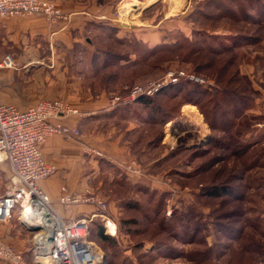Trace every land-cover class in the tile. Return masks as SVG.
Masks as SVG:
<instances>
[{
    "label": "rangeland",
    "instance_id": "rangeland-1",
    "mask_svg": "<svg viewBox=\"0 0 264 264\" xmlns=\"http://www.w3.org/2000/svg\"><path fill=\"white\" fill-rule=\"evenodd\" d=\"M47 1L60 9L56 5L57 3L55 4L57 0ZM61 1L67 6H77V0H65V3L64 0ZM67 1L72 4H67ZM130 1L132 0H80L86 7L95 4L101 12L96 13L98 22H93L92 25L89 24L81 30L79 44L69 38L65 40L54 36L49 39L46 36L34 34L37 35L36 39H29L27 43L19 44L17 48L18 52H24L26 49L32 51L34 65H41L39 69L45 67L43 73L38 69L34 71V88L41 89L43 79L46 82V90L50 92L48 99L52 100L40 103H62L71 110L78 109L79 111L78 116L68 115L61 120L52 119V123H60L69 130L67 134L53 135L52 137H63L77 142L85 157V159L82 158L84 161L81 176L76 182L79 192L63 188L68 193L80 197H91L105 203L108 210L103 212L95 205L88 203L70 207L62 205L60 210L67 216L70 214L68 211L74 207L91 206L94 209L92 214L87 215L88 217L96 215L90 223L87 239L96 245L101 257L105 256L103 264H109V262L123 264V261L140 264L139 255H143L142 253L155 247L148 240V237L154 234L149 221L154 218L153 223L165 222V225H168L165 219L170 220L176 210H180L182 213H187L191 209L195 211L196 218L200 219V223L204 225V228H200L201 233L197 239L202 242L204 240L207 246L213 245L216 240L227 243V240L222 239L217 233L216 225H214V217L217 216L216 210L221 207L219 201H208L199 197L202 186L200 183L209 186L213 180H217L216 175L213 170L198 176L194 174L197 168L209 161L211 157L226 153L223 149L211 148L209 154L200 156L202 158L193 157V151L196 149L207 150L213 140L214 132L206 122L205 116L196 105L191 103H186L180 108L174 107L179 103V99H176L168 103L165 109L164 116L172 118L171 121L164 126L152 127L149 122H146L151 110L149 112L141 105L135 104L136 100L142 96L134 101L131 96L136 87H147L151 83L158 84L167 78L169 72L183 71L188 76L203 79L209 85L203 86L191 81L188 77L180 80L196 83L207 90L217 87L216 81L195 75L191 66L177 60L163 63L159 69H155L130 85L124 83L125 79L128 81L131 70L121 72L123 76L119 81H111L107 85L105 84L107 82L105 75L107 78V75L117 71V67H110L105 71L100 70L102 64L111 63V61H118V64L125 68L129 66L128 64L136 62L146 55L149 48L176 43L181 33L185 37L193 38V33L201 29L199 25L195 24L196 8L199 5L207 4L210 0H176L178 4L175 0H138L143 3V8L125 14V6L130 4ZM61 12L63 13L62 10ZM253 13H255L254 10ZM63 15L66 20H56L55 23H69L70 15L65 13ZM223 23L221 26L223 28H219L215 33L231 35L229 21L225 20ZM240 27H245L248 31L252 29L250 32L260 29L258 33L263 36L262 42L258 45L244 48L245 57L241 67L242 73L253 81L254 88L259 91V95L256 98L255 106L249 112L252 125L247 133L237 140L236 144L241 143L243 147L239 150V155L229 157L224 164L221 161L215 170L227 167L228 170L234 169L235 173L240 172L244 175L243 180L236 183L240 192H244L246 195L244 204H240L246 214L239 221L238 226H246L245 222L250 221L249 227L246 226V232L252 233L255 231L251 224L255 226L264 224V101L261 102V92L258 89L260 87L264 90V29L252 23H242L237 28ZM27 35L30 36V33L28 32ZM70 35L76 38L77 32L71 31ZM124 58L126 60H122ZM81 88L85 94L81 92ZM84 95H86L85 99ZM77 99L84 102L83 104L86 101L88 105L89 102L101 104L97 105L96 109L80 108L79 106L78 108ZM117 99L119 100L116 101ZM156 101L162 102L167 99L164 96H159ZM132 104L134 105L131 109L113 114L117 108ZM172 105L174 106L172 107ZM189 107H195L202 116L203 124L205 123L208 129L207 132L204 131L201 124L191 118ZM89 111L102 112L88 117V119L83 118L82 123L73 121L76 117L81 119ZM76 129L80 133L78 138L75 136ZM153 132L157 134L162 132L163 134L161 142L156 147L149 144L153 139ZM224 136L222 135V137ZM229 137L226 136L222 139L228 141ZM176 150H182L181 154L174 155L168 162L160 161L167 155L171 157L172 152ZM178 162L181 164L179 170L176 167ZM227 172L222 175L220 181L227 177ZM136 201H138L137 208L140 210L132 209L131 206L127 207L129 202ZM150 203L155 204L156 213L158 212L156 216L154 208H148ZM52 206L55 209L54 205ZM17 210L14 212L11 224L22 228L17 221V217H20L18 214L20 212L17 213ZM62 213L60 215L63 217ZM147 213L151 218L144 223L142 214L146 215ZM105 217L109 220H106ZM127 219H136L148 226L146 237L135 235V233H139L138 231H143L141 228L126 225V223L122 228V221ZM178 219L179 216L174 218L176 221ZM108 221L109 224H107ZM106 225H108V229L105 227ZM110 227L113 229L110 230ZM194 227L195 225H190L189 228H185L187 235H192L193 231L191 230ZM101 228L106 236L114 240L104 242L98 239L96 234ZM127 231L135 233L128 234ZM179 231L180 229L177 230V232ZM177 232L175 231V233ZM22 233L24 236L25 233L27 234L25 230ZM34 235L32 233L28 234V237L26 236L28 239L27 248L30 247ZM181 235L184 237L183 242L170 237L168 233L160 236L159 239L187 252L201 248L200 245L191 244L193 240H186L188 239L185 236L186 233ZM256 237L264 239L259 235ZM139 243H142L145 249L136 250ZM25 257L29 262H32V256L29 253ZM0 264L5 263L0 261ZM153 264L189 263L183 260L171 261L159 258Z\"/></svg>",
    "mask_w": 264,
    "mask_h": 264
},
{
    "label": "trees",
    "instance_id": "trees-1",
    "mask_svg": "<svg viewBox=\"0 0 264 264\" xmlns=\"http://www.w3.org/2000/svg\"><path fill=\"white\" fill-rule=\"evenodd\" d=\"M253 10L255 13H253ZM195 12L197 14L195 24L199 25L201 29L193 33V38L185 37L181 33L176 43L149 48L146 55L138 61L128 64L129 66L125 68H122L118 61L104 63L100 67L101 71H105L110 67H117V71L115 70L114 73L107 75V78L105 75L106 85L110 84L111 81H119L123 76L121 72L128 70H131V72L128 81L125 79L124 84H133L148 73L159 69L163 63L173 60L191 66L195 75L216 81L217 87L213 90L204 89L196 83L185 80H180L175 84L169 83L153 96L140 97L135 104L141 105L143 109L149 112L151 110L146 122H149L152 127L164 126L171 121L172 118L164 116L165 109L168 103L176 99H179V103L176 106L172 105V107L180 108L186 103H191L196 105L205 116L206 122L214 132L213 140L207 150L196 149L193 151V157L202 158L210 153L211 148L223 149L226 153L225 155L211 157L205 164L200 165L194 174L198 176L206 171L213 170L214 175H216L217 180H213L211 185L206 186L204 183H200L202 186L199 197L208 201H219L221 207L216 210L217 216L214 217L215 222H213L216 225L217 233L222 239H226L227 243L216 240L213 245L207 246L204 240L202 242L197 239L201 233L200 228H204V225L200 223V219L196 218L195 211L191 209L187 213H182V211L176 210L170 220L165 219L168 225H165V222L155 224L153 223L154 218L149 221L154 234L148 237V240L155 247L148 249L149 251L142 253L143 255H139L140 264H153L159 258L171 261L183 260L189 264H263L264 239H258L256 235L264 238V224L258 226L251 224L255 231L252 233L246 232V226L249 227L250 221L245 222L246 226H238L239 221L246 214L241 206L244 204L246 195L244 192H240L236 183L241 182L244 175L240 172L235 173L234 169L228 170L227 167L218 170H215V168L219 166L221 161L224 164L229 157L239 155V150L243 147L241 143L236 144L237 140L239 137H243L252 125L249 112L255 106L259 91L255 90L250 77L242 73L241 67L245 57L244 48L258 45L262 42L263 36L258 33L260 29L256 32H250L252 29L248 31L245 27L239 29L237 27L242 23H252L264 29V0H210L203 6L199 5ZM225 20L229 21L230 25L228 26L231 29V35L215 33L219 28H223L221 26H223ZM122 60H126V58ZM102 78L104 79V76ZM159 96H164L167 101L157 102L156 98ZM133 105L117 108L113 114L119 111L125 112L127 109H131ZM216 133L221 134L217 135ZM222 135H225L224 137L230 136L231 140L224 141ZM162 137V132L158 134L153 132V139L149 144L156 147L161 142ZM181 151L176 150L172 152L171 157L167 155L160 161L168 162L174 155L181 154ZM180 166L181 164L178 162L176 165L177 170ZM226 171H228L227 177L220 181ZM137 203L138 201L129 202L127 207L130 208L131 206L132 209H138ZM196 203L198 204V201ZM152 207L156 213L155 204L150 203L148 208ZM176 216H179L177 221L174 220ZM142 217L144 223L151 218L148 213L146 215L142 214ZM124 223L143 230L138 231L139 233L127 231L128 234L135 233L137 236L146 237L149 228L143 222L136 219L123 220L121 223L122 228ZM190 225H195V227L191 230L193 231L192 235L189 236L185 228H189ZM178 229H180L179 232H177ZM166 233L181 242L184 241L181 234L186 233L185 236L188 238L186 240H193L191 244L200 245L201 248L187 252L184 249L171 246L164 240L159 239L160 236ZM96 237L104 242L114 240L104 234L103 228L97 232ZM141 249L145 248L142 243H139L136 250ZM109 264H114V262H109ZM123 264L133 263L123 261Z\"/></svg>",
    "mask_w": 264,
    "mask_h": 264
},
{
    "label": "built area",
    "instance_id": "built-area-1",
    "mask_svg": "<svg viewBox=\"0 0 264 264\" xmlns=\"http://www.w3.org/2000/svg\"><path fill=\"white\" fill-rule=\"evenodd\" d=\"M31 15H43L52 22L66 20L61 10L47 0H0V23L4 19ZM2 65L13 67L14 61L9 56ZM187 77L203 86L209 85L205 80L188 76L183 71L169 72L167 78L158 84L133 89L132 100L144 95L151 96L169 83L175 84ZM68 115L78 116L79 111L71 110L62 103L43 102L19 109L0 101V170L8 165L12 171L11 186L0 197V226L9 223L17 209L20 211V221L27 225L23 213L28 209L35 210L44 222L34 233L30 251L32 262L0 234V261L5 264H45L40 257H49L52 264H97L102 260L96 245L87 239L90 223L96 215L67 221L53 208L49 197L39 186L40 182L54 176L58 170L45 159L44 144L53 135L69 133L60 123H52V119L61 120ZM79 135L76 129L75 136L78 138ZM61 192L59 203L63 206L88 203L103 212L108 210L105 203L94 198L68 193L65 188ZM105 219L109 220L107 217ZM105 227L108 229V225ZM49 229L51 233L47 232Z\"/></svg>",
    "mask_w": 264,
    "mask_h": 264
},
{
    "label": "crops",
    "instance_id": "crops-1",
    "mask_svg": "<svg viewBox=\"0 0 264 264\" xmlns=\"http://www.w3.org/2000/svg\"><path fill=\"white\" fill-rule=\"evenodd\" d=\"M61 2V0H57L55 1V4L57 3L56 5L63 11V13L70 15L69 23H53L43 15L8 18L4 19L0 23V101L4 105L14 106L19 109H27L29 107L37 105L42 101L52 100L48 99L50 92L49 90H46V82H44L43 79L41 82V89L34 88V71L38 69L43 73L45 67L39 69L41 65H34V53L32 51H28L26 49L24 50V52H18L17 48L19 44L27 43L29 39H36L37 35L35 36L34 34H38L39 36H46V38L49 39L54 38V36L64 38L65 40L69 38L72 39V41L75 40L74 42H77V44H79L81 37L79 34L81 30H83L89 24L92 25L93 22H98L96 13L99 10L95 4L86 7L83 4L84 2H80V0H77V6H67L65 4H62ZM66 3L72 4L69 1H67ZM71 31L77 32L76 38L70 35ZM28 32L30 33V36L27 35ZM9 56L14 61L13 67H6L2 65L4 60ZM18 64L19 67L17 68ZM258 89L261 92V102H263L264 90L260 87H258ZM82 91L83 89L81 88V92ZM85 97L86 95L83 96L84 99ZM80 101V99H77V107L79 106L80 108L90 107L96 109L97 105L101 104L89 102L88 105L87 101L85 104H83L84 102ZM257 104L259 107V99L257 100ZM82 110L87 111L86 109ZM100 112L89 111L81 119H77L76 117L73 121L82 123L83 118L88 119V117H93ZM69 122L72 121L69 120ZM43 154L45 159L48 162L54 164L58 170L54 176L40 182L39 186L42 191L49 197L56 211L61 212L60 206L62 205H60L59 203L61 190L63 187H66L71 191L79 192L77 191L76 182L81 176L82 164L85 157L82 153L81 146H79L77 142H72L69 139H65L63 137L50 138L43 146ZM83 157L84 159H82ZM11 178L12 171L8 165H5L0 170V197L4 195L11 186ZM18 211L19 209L17 210V213ZM68 212H70V214L67 216L62 212L61 213L65 216L63 217L67 221H74L92 214L94 212V209L91 206L79 208L74 207ZM18 214L20 215V213ZM18 217L17 221L23 229L18 228L17 225H12L10 221L9 223L0 226V234L7 243L23 251L26 255L27 253L31 254L30 251L33 247V240H31L32 242L30 244V247L27 248L28 239L26 238V236L28 237V234L35 233V231L29 230L27 226L23 222H21L20 219H18ZM23 218L26 219L29 225H39L41 227L40 223H36L37 219H33L31 217V219L29 220L24 216V213ZM31 221L33 222V224ZM24 230L27 232V234L25 233V236L22 233L24 232Z\"/></svg>",
    "mask_w": 264,
    "mask_h": 264
},
{
    "label": "bare ground",
    "instance_id": "bare-ground-1",
    "mask_svg": "<svg viewBox=\"0 0 264 264\" xmlns=\"http://www.w3.org/2000/svg\"><path fill=\"white\" fill-rule=\"evenodd\" d=\"M175 2H176V0H175ZM176 4H178V3L176 2ZM141 8H143V3L139 2L138 0H132V1H130V4L125 6V11H126L125 14H127V13H129L130 11H133V10L137 11V10H139ZM189 109H190L189 113H190L191 118L194 121H196L197 123L201 124L203 126V128H204V131L207 132L208 131V129L206 128L207 126H206V124H203L202 116L196 111L195 107H193V108L189 107ZM43 203L46 204V202H43ZM44 207L46 208V206H44ZM24 216L26 218H28L29 220L31 219V217L34 216L35 218H33V219H37L36 223L44 224L43 220L40 218V216L37 214V212L35 210H33V209L26 210V212H24ZM32 224H33V222H32ZM109 229L111 230V229H113V227H110ZM47 232L51 233V230L49 229ZM98 254L100 255V252ZM40 258H41V260H43V262L45 264H52V262L49 259V257H40Z\"/></svg>",
    "mask_w": 264,
    "mask_h": 264
},
{
    "label": "water",
    "instance_id": "water-1",
    "mask_svg": "<svg viewBox=\"0 0 264 264\" xmlns=\"http://www.w3.org/2000/svg\"><path fill=\"white\" fill-rule=\"evenodd\" d=\"M24 224H25V223H24ZM25 225H26L27 228H28L29 230H31V231H36V230H38V229L40 228L39 225H37V226H31V225H27V224H25ZM104 260H105V256L103 255L102 260H101V261H98L97 264H103V263H104Z\"/></svg>",
    "mask_w": 264,
    "mask_h": 264
}]
</instances>
